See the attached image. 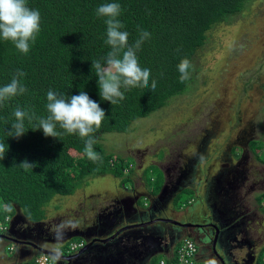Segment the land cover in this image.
Instances as JSON below:
<instances>
[{
	"label": "trees",
	"instance_id": "16d2710c",
	"mask_svg": "<svg viewBox=\"0 0 264 264\" xmlns=\"http://www.w3.org/2000/svg\"><path fill=\"white\" fill-rule=\"evenodd\" d=\"M252 2L27 0L28 6L38 10L41 17V30L30 51L22 54L10 41L0 39V86L9 83L16 70L20 69L26 73L23 83L28 90L0 107V141L8 145L4 158L0 160V235L9 236L7 229L17 217L32 224L45 222L48 219L46 208L52 200L71 196L90 177L109 175L120 178L122 182H133L130 179L131 163L122 157L107 154L100 143L102 135L129 132L135 121L150 116L175 98L185 95L191 83V74L198 67L195 57L207 44L210 31L242 15ZM105 3L120 4L118 19L124 25L122 30L129 33V45L139 38L138 29L151 34L136 55L140 66L150 69L149 85L152 80L156 81L155 90L150 86L121 89L125 99L114 105L100 98L95 69L91 65L92 61L103 62L110 51V46L105 43V18L96 14L97 8ZM183 58L190 61L191 67L188 69L189 79L182 82L177 66ZM49 90L66 97L85 91L105 110L106 117L93 134L96 140L93 149L101 156L100 161L94 162L84 154L85 140L78 135L65 133L57 139L45 137L42 130H31L36 125L35 121L31 124L25 121L29 130L19 139L6 135L14 122L12 112L17 105L31 109L38 117L47 115L45 105ZM57 131L63 133L59 127ZM250 149L257 155L264 150V143L253 141ZM25 160L35 163L36 167L29 170L21 168L19 165ZM260 161L264 163L263 159ZM151 168L159 171L158 185L149 191L151 196H156L163 184V176L158 166ZM146 180L149 186L151 180ZM192 196L190 194L185 204L188 205ZM261 198L264 199V194L260 195ZM148 202L146 197L137 198L142 210ZM260 211L264 214V205ZM78 238L76 243H86L83 238ZM0 240L13 246L12 251H5L7 256L15 252L18 244L3 238ZM71 252L68 245V253ZM34 258L16 264H35ZM160 260L152 261V264H159ZM257 264H264V255L259 257Z\"/></svg>",
	"mask_w": 264,
	"mask_h": 264
},
{
	"label": "rangeland",
	"instance_id": "374dc122",
	"mask_svg": "<svg viewBox=\"0 0 264 264\" xmlns=\"http://www.w3.org/2000/svg\"><path fill=\"white\" fill-rule=\"evenodd\" d=\"M195 59L198 67L191 74L185 95L135 121L129 132L102 135L100 143L107 154L131 163L134 186L131 181L122 182L109 175L90 177L74 194L55 197L47 206L52 232L64 220L71 218L76 222L75 228L67 230L73 234L62 243V252L68 253L69 241L80 239L74 234L92 226L98 216L121 207L123 201L150 195L149 191L158 185L159 171L152 169L153 165L166 171L175 186L182 169H188L195 157L192 182L199 190L208 187L209 197L218 207L222 198L229 199L240 214L249 215L246 228L256 243L254 254L264 255V239L260 238L264 237V214L257 208L264 205V199H260L264 193V163L260 161L264 160V150L256 155L250 149L253 141L264 143V0H253L242 15L214 27ZM70 153L74 155L73 151ZM146 178L151 180L149 186ZM187 190L175 196L161 218L188 221L175 220L179 216L172 210L193 208V204L184 202L192 196ZM19 223L18 227L23 222ZM45 224L47 227V221ZM24 230L28 233L27 224ZM46 242L40 241L39 248L46 250ZM9 247L0 240V264H14L19 259L26 262L39 254L36 251L19 257L20 247L14 246L15 252L7 256ZM158 259L162 260V255L153 261Z\"/></svg>",
	"mask_w": 264,
	"mask_h": 264
},
{
	"label": "clouds",
	"instance_id": "9594fccd",
	"mask_svg": "<svg viewBox=\"0 0 264 264\" xmlns=\"http://www.w3.org/2000/svg\"><path fill=\"white\" fill-rule=\"evenodd\" d=\"M120 13L121 6L118 3H105L96 10L98 17L105 18V43L110 46V51L103 58V62L96 60L92 61L91 65L92 69H95L97 77L98 94L103 101H107L111 105L125 99L121 89L148 88L149 86L152 90L156 88L155 80H152L151 85H149L150 69L142 68L136 55L143 42L149 39L151 34L138 29L139 38L132 45H129V33L122 30L124 25L118 19ZM40 22L39 11L29 7L27 0H0V39L10 41L20 53L26 55L30 51L31 45L35 43L40 33ZM190 67V61L187 58L180 60L177 68L182 82L189 79L188 69ZM25 76V72L17 69L11 81L0 86V107H3L6 101H11L28 91L23 83ZM45 108L47 115L38 117L31 109L21 108L17 105L12 112L14 122L11 123V130L6 132V135L19 139L29 130L25 127V121L27 120L30 124L35 121L36 125L31 130H42L45 137L56 139L65 133L78 135L85 140L84 154L94 162L102 159L93 149V145L96 143L93 134L102 125L106 117L105 110L97 102L90 99L85 91L79 92L78 95L66 97L49 90L46 94ZM57 127L62 129L63 133L57 131ZM7 150L8 145L0 141V160L4 158ZM19 166L25 170L36 167L35 163H29L27 160L21 162ZM15 222V219L10 222L7 229L9 236L11 235V227ZM75 227L76 222L71 218L55 225L53 229L54 242H46L43 245L47 250L44 258L49 264H59L63 256L62 243L66 232ZM11 240L13 239L9 238L7 241L13 243ZM70 243L72 242L69 241ZM138 244L139 242H136V246ZM9 249L12 251L13 246H10ZM19 253L21 252L19 251ZM170 253L163 254L162 260L169 263L167 257ZM19 263H21L20 259ZM205 264H215V262L209 260Z\"/></svg>",
	"mask_w": 264,
	"mask_h": 264
},
{
	"label": "flooded vegetation",
	"instance_id": "af4514ba",
	"mask_svg": "<svg viewBox=\"0 0 264 264\" xmlns=\"http://www.w3.org/2000/svg\"><path fill=\"white\" fill-rule=\"evenodd\" d=\"M194 164L195 157L189 162L188 169H182L175 186L171 184L170 177L165 175L166 171L158 167L163 176V184L156 196H146L149 202L144 210L141 209L136 198L123 201L121 207L103 213L101 217L98 216L92 226L85 231H80L79 234L85 237L101 234L102 238H108L130 224L143 223L142 227L122 231L119 238L106 247V244L91 247L83 258L69 262L61 259L59 263L87 264L95 256L92 264H99V261L115 249L122 256L121 264H150L156 256L167 255L176 243L189 238L195 244L197 242L200 245L196 244L198 255L203 261L211 260L215 264H257L260 255L254 254L256 243L250 239V233L246 228L249 215L240 214L241 211L239 212L238 207L229 199L222 198L218 207L217 203L209 197L208 187L199 190L192 182L194 180ZM190 172L192 176L188 179ZM183 181H187L186 184L192 182L187 188L193 192L192 199L188 202V205L193 204V208L185 207L183 212L180 211L181 213L175 212V209L172 208L175 215L179 216L175 220H188L186 223L179 221L180 224L187 225L180 227L163 222L170 219L164 216L161 218V215L169 208V204L175 196L187 189L176 192L186 185L183 184ZM136 207L137 210H135ZM257 208L259 211L261 210V206L257 205ZM188 213H190L189 216ZM173 219L172 221H174ZM20 221L23 223L18 227ZM46 221L47 227L45 226ZM46 221L32 224L22 217H17L10 234L13 236V240L20 242L18 245L21 252L19 257L31 256L36 253L40 246L39 242L42 240L54 242L53 232L50 229L52 224L48 219ZM25 224L28 225V233L27 230H24ZM72 234L73 232L69 234L67 231L64 240L71 237ZM260 238L264 239V237ZM136 242H139L137 246ZM63 254L70 256L74 253L63 251Z\"/></svg>",
	"mask_w": 264,
	"mask_h": 264
},
{
	"label": "water",
	"instance_id": "95a60500",
	"mask_svg": "<svg viewBox=\"0 0 264 264\" xmlns=\"http://www.w3.org/2000/svg\"><path fill=\"white\" fill-rule=\"evenodd\" d=\"M163 222L173 224L174 226H180V227L187 226V225H182V224H180V223H178L176 221H172V220H164ZM143 225H144L143 223H136L134 225L130 224V225L122 228L119 232H117V233H115L113 235H110L108 238L107 237L106 238L105 237L102 238L101 234H99L98 236H91V235L88 236L87 235V237H85L83 235H80L79 233L78 234H74L73 237H81V238H83L85 240L86 244L77 253H75L73 255H70V256L63 255L61 259H63L66 262H69V261L77 259V258H83L84 255L87 253L88 249H90L91 247H93L95 245H105V244H106L105 245V247H106L111 242H113L114 240H117V238H119V234L122 231L131 230V229H135V228H140ZM190 226H192V225H190ZM195 227H197V226H195ZM0 238L9 240V238L12 239L13 236L10 235V236L6 237V236H2L1 235ZM11 241L13 243H15V244L20 243V242L15 241V240H11ZM28 245L31 246L30 244H28ZM38 252H40L41 254H46L47 251L42 249V248H39ZM94 259H95V256L92 257L90 262L92 263L94 261ZM121 263H122V256H121V254L119 252L115 251V249L112 252H109L101 261H99V264H121Z\"/></svg>",
	"mask_w": 264,
	"mask_h": 264
},
{
	"label": "built area",
	"instance_id": "2783aa9c",
	"mask_svg": "<svg viewBox=\"0 0 264 264\" xmlns=\"http://www.w3.org/2000/svg\"><path fill=\"white\" fill-rule=\"evenodd\" d=\"M83 247V243L72 242L69 244L71 253H77ZM45 254L39 253L35 256V264H49L45 260ZM169 263L161 260L160 264H205L206 261L200 259L196 244L189 238L182 239L167 257Z\"/></svg>",
	"mask_w": 264,
	"mask_h": 264
}]
</instances>
